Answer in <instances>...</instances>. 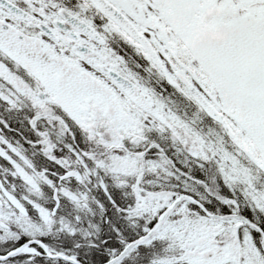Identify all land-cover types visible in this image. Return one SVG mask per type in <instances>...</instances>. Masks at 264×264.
Wrapping results in <instances>:
<instances>
[{
    "label": "snow or ice",
    "instance_id": "snow-or-ice-1",
    "mask_svg": "<svg viewBox=\"0 0 264 264\" xmlns=\"http://www.w3.org/2000/svg\"><path fill=\"white\" fill-rule=\"evenodd\" d=\"M0 264H264V0H0Z\"/></svg>",
    "mask_w": 264,
    "mask_h": 264
},
{
    "label": "clouds",
    "instance_id": "clouds-1",
    "mask_svg": "<svg viewBox=\"0 0 264 264\" xmlns=\"http://www.w3.org/2000/svg\"><path fill=\"white\" fill-rule=\"evenodd\" d=\"M212 36H213V38H216V39L222 38V34L221 33H213Z\"/></svg>",
    "mask_w": 264,
    "mask_h": 264
}]
</instances>
